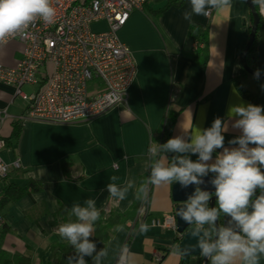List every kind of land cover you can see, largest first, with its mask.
<instances>
[{
	"label": "crops",
	"instance_id": "obj_1",
	"mask_svg": "<svg viewBox=\"0 0 264 264\" xmlns=\"http://www.w3.org/2000/svg\"><path fill=\"white\" fill-rule=\"evenodd\" d=\"M158 1L150 0L145 9L131 12L118 32L119 40L133 54L136 75L126 101L106 113L78 123L38 122L30 118L29 102L15 94L14 86L0 82V138L4 143L0 159L10 166L0 180V198L9 185L41 184V190L0 205L6 219L0 232V252L7 264L22 257L29 264H68L73 249L56 230L69 220L74 203L93 198L101 214L129 213L137 201L139 183L144 184L142 178L148 174V149L158 144L156 139L171 112H176L177 118L170 138L188 139L190 131L206 129L219 117L227 125L224 147L238 146L228 143L240 135L232 127L235 118H229V109L256 104L237 91L234 79L243 89L250 87L251 91L244 89L250 94L264 92L257 81L248 80L239 62L251 24L246 2L232 0L230 8L193 17L192 23L207 28L208 60L202 68L181 54L203 47L187 38L190 23L182 14L188 10L189 0L156 14L166 0ZM100 25L106 29L105 24ZM22 52L23 45L17 40L0 45V66L15 67ZM37 90L38 86L28 84L20 88L24 95ZM222 151L217 149L212 160ZM13 162L20 168L14 169ZM112 176L118 179L112 181ZM128 180L134 181L135 187L126 198L110 199L106 185L123 186ZM147 200L145 213L138 209L123 231L117 228L96 247L97 251L108 248L103 264H114L119 257L128 264H181L176 249L181 236L172 228L151 224L174 216L171 185H150ZM141 223L149 225L145 234L138 232ZM85 260L92 264L91 257Z\"/></svg>",
	"mask_w": 264,
	"mask_h": 264
},
{
	"label": "clouds",
	"instance_id": "obj_2",
	"mask_svg": "<svg viewBox=\"0 0 264 264\" xmlns=\"http://www.w3.org/2000/svg\"><path fill=\"white\" fill-rule=\"evenodd\" d=\"M252 4L264 15V0H252ZM231 6L232 0H189V8L182 15L191 24L194 16L207 17L211 10L222 11ZM55 18L52 0H0V45L23 34L37 20L51 24ZM254 75L258 78L260 70ZM228 116L235 118L232 127L240 131L228 143L237 147H224L223 133L227 125L219 117L206 129L190 131L188 139L176 136L164 144H154L148 149L149 160L145 166L149 175L136 190V196L144 199L147 185L161 187L178 182L181 189L195 185V191L176 210V216L188 224L197 243L186 245L181 251L190 254L199 249L200 256L210 264H261L264 258V107L235 105L230 107ZM217 149L223 151L213 161ZM160 153L165 155L160 157ZM168 153L174 154L170 162ZM191 154L197 155L196 161L190 158ZM209 173L213 174L210 183L214 193L200 187L203 177ZM134 187L131 180L123 186L114 182L106 185L109 198L119 201ZM213 195L216 206L209 207ZM225 216L229 217L227 226L218 225L217 221ZM100 217L96 199L88 198L83 204L72 205L69 220L56 230L73 249L68 264H86L85 257H91L92 264H103L109 255L108 248L97 251L90 240ZM117 230L123 231V226ZM148 230L147 223L139 225L140 234Z\"/></svg>",
	"mask_w": 264,
	"mask_h": 264
},
{
	"label": "built area",
	"instance_id": "obj_3",
	"mask_svg": "<svg viewBox=\"0 0 264 264\" xmlns=\"http://www.w3.org/2000/svg\"><path fill=\"white\" fill-rule=\"evenodd\" d=\"M149 1L52 0L56 9L53 23L37 20L23 34L8 40L19 41L23 52L15 67L0 66V82L14 86L15 94L29 102L30 118L38 122L78 123L106 113L126 101L136 75L133 54L119 40L118 32L131 12L143 10ZM101 23L106 29L92 30ZM25 84L36 85L38 90L24 95L20 88ZM3 145L0 138V148ZM9 167L0 159V180ZM12 167L18 169L20 164L13 162ZM147 201L146 197L140 213L146 212ZM151 224L176 230L174 216ZM5 225L0 211V232ZM114 264L128 263L119 257Z\"/></svg>",
	"mask_w": 264,
	"mask_h": 264
},
{
	"label": "trees",
	"instance_id": "obj_4",
	"mask_svg": "<svg viewBox=\"0 0 264 264\" xmlns=\"http://www.w3.org/2000/svg\"><path fill=\"white\" fill-rule=\"evenodd\" d=\"M163 0H159L158 2H161ZM184 0H166L165 3L159 7L158 9L155 10L156 14H160L163 12L166 8L169 6H175V7H180L183 4ZM146 3L143 7L145 9ZM249 22L251 23V17L249 15ZM260 23H264V17H260ZM187 38L192 41L203 44L202 48H196L195 50L191 52H182L181 54L188 56L191 58L195 63L199 64L202 68L205 67L206 62L208 60V49H207V28L201 27L197 24L191 23L188 26L187 29ZM257 52V44L256 41L251 45L249 50L247 51L246 55V61L249 67L255 68V56ZM256 69V68H255ZM234 86L237 89V91L245 98H247L250 102L258 105L262 104V101H264L263 94H257L253 95L244 90L238 83V80L235 78L234 79ZM177 118V113L176 112H171L166 119V123L164 124L159 136L157 137V142L158 144H164L167 142L168 139L171 137V133L175 124ZM163 154V153H160ZM165 155V154H163ZM168 157V161L170 162L172 153L166 154ZM190 158L193 161L197 160V155L191 154ZM64 169V165H63ZM149 175L148 174L142 178L146 180V177ZM142 181L139 183V187L142 186ZM150 185H147V188ZM41 190V184L38 182H33L30 181L27 185L24 187L16 186V185H9L7 186L0 198V205L2 203H7V202H13L20 198L23 195H29L32 192L39 191ZM258 192V191H257ZM147 199H148V194H147ZM146 197L144 199H138L134 206L132 207L131 211L129 213L125 214H109V215H104L101 214L100 219L96 222L95 224V231L93 232V235L91 237V241L95 243L96 247L100 245L101 243H105L111 232L116 230L118 226H125L126 223L133 221L135 217L136 211L141 207L143 202L146 200ZM216 202V201H215ZM216 206V203L214 204V207ZM222 219V218H221ZM218 223H221V220H218ZM180 238H177L176 240V249L178 251V243L180 241ZM56 248H53L54 254L56 255ZM65 249V248H64ZM181 258V264H202V257H192L186 254H180ZM8 262L4 258L3 254L0 252V264H7ZM15 264H29L28 259L26 258H19L16 260ZM210 264V261L208 262Z\"/></svg>",
	"mask_w": 264,
	"mask_h": 264
},
{
	"label": "water",
	"instance_id": "obj_5",
	"mask_svg": "<svg viewBox=\"0 0 264 264\" xmlns=\"http://www.w3.org/2000/svg\"><path fill=\"white\" fill-rule=\"evenodd\" d=\"M247 4L249 15L251 17V24H250V32L248 35L247 42L245 46L243 47L240 56H239V62L243 69V71L255 78H257L254 74L256 73V70H264V23H260V15L256 8L252 4V0H244ZM263 17V16H262ZM256 41L257 44V52L255 56V65L256 68H251L248 66L246 61V55L247 51L251 47V45ZM259 79H264V71L260 72V75L258 77ZM262 171H264V168H262ZM213 178V174H209L206 177H203L204 183L200 185L202 190H207L210 193L215 192V188L210 183L211 179ZM196 186L190 185L187 188L181 189L178 182H174L171 185V198L172 201L175 203L174 207V216H175V224H176V232L181 236V239L178 243V252L180 254H184L181 250L185 248L186 245L189 244H196L197 240L196 238H193L189 232V226L187 223H185L179 216H176V210L179 209V207L183 204L184 201L187 200L188 196L191 195L195 191ZM260 193L259 191L256 193L258 196ZM216 201V197L213 195L209 201V207H214ZM251 210V209H250ZM229 217H223L221 219V224H224L227 226V221ZM218 223V221H217ZM219 225V223H218ZM192 257H198L199 249L190 252V254H186ZM208 260L205 257H202V264H208Z\"/></svg>",
	"mask_w": 264,
	"mask_h": 264
},
{
	"label": "rangeland",
	"instance_id": "obj_6",
	"mask_svg": "<svg viewBox=\"0 0 264 264\" xmlns=\"http://www.w3.org/2000/svg\"><path fill=\"white\" fill-rule=\"evenodd\" d=\"M101 29H104V27L103 26H98V25H94V26H92V30L93 31H100ZM47 70H48V72L49 73H51V71H52V67H51V65L50 64H48V66H47ZM247 78H249L248 80H250L251 82H258V84H260V86L262 85V87H264V79H259V78H255V77H253V76H250V75H247ZM245 88L244 89H246V90H248V91H251L250 89V87H246V86H244ZM261 94H263V98H264V92L263 93H261ZM262 105H264V101H262Z\"/></svg>",
	"mask_w": 264,
	"mask_h": 264
},
{
	"label": "flooded vegetation",
	"instance_id": "obj_7",
	"mask_svg": "<svg viewBox=\"0 0 264 264\" xmlns=\"http://www.w3.org/2000/svg\"><path fill=\"white\" fill-rule=\"evenodd\" d=\"M264 70H260V72H263ZM219 224H221V223H219Z\"/></svg>",
	"mask_w": 264,
	"mask_h": 264
}]
</instances>
